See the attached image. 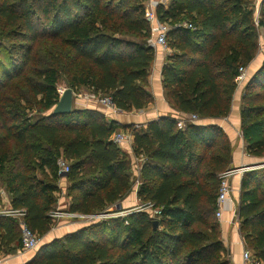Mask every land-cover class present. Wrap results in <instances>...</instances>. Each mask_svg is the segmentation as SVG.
Masks as SVG:
<instances>
[{"label":"trees","instance_id":"trees-1","mask_svg":"<svg viewBox=\"0 0 264 264\" xmlns=\"http://www.w3.org/2000/svg\"><path fill=\"white\" fill-rule=\"evenodd\" d=\"M146 1L0 0V184L38 237L57 222L60 159L69 165L70 212L104 211L132 188L131 160L113 140L121 124L96 109L45 112L59 102L62 80L73 91L111 96L120 112L154 100L148 84L157 51ZM260 10L257 23L253 0L156 4L160 21L189 25L168 33L173 53L162 68L165 97L186 115L185 126L165 116L124 128L144 158L138 196L162 210L159 226L137 209L43 243L26 264H232L216 217L232 144L219 125L190 117L231 112L240 68L259 49L264 1ZM240 116L247 153L264 157V59L245 85ZM238 215L247 248L264 263V168L243 174ZM21 248L19 220L0 216V254Z\"/></svg>","mask_w":264,"mask_h":264},{"label":"crops","instance_id":"crops-1","mask_svg":"<svg viewBox=\"0 0 264 264\" xmlns=\"http://www.w3.org/2000/svg\"><path fill=\"white\" fill-rule=\"evenodd\" d=\"M264 0H258L257 6H261ZM156 57L154 61V65L152 66V73L149 77L148 88L151 94L154 97V100L149 103V105L140 110H132L122 111L117 113H111L107 111V109L98 104L95 101H90L86 99L74 98L73 108L78 109H96L101 111L108 121H116L123 126L122 131L131 135V140L128 142H123L120 144V147L125 151L131 160V177L133 178V185L130 192L117 204H121V207H117L118 209H136L140 206L141 199L138 196V189L141 184V169L144 162L143 157H137L133 153V134L130 132L131 129L124 128L125 126H135V128H139L141 125L146 124L150 121L157 120L161 117L165 116H173L182 120L184 115L178 110L174 109L169 102L167 101L164 93L163 83H162V67L166 63V58L169 55V52H166L164 49L157 47L156 49ZM170 53H173L172 51ZM264 55V54H263ZM264 56L257 58L259 61L257 64H254L255 60L247 67L249 79L252 75L258 70L263 62ZM244 81L243 83L246 85L247 83ZM242 85V84H241ZM245 85H242L245 87ZM239 87V85H238ZM237 87V91H238ZM235 93L233 98V106L231 112L224 117L214 118L211 120H196L198 124H206L207 122H211L219 125L223 128L229 140L232 144V167H240L242 165H253V160L255 158L251 156H247V151L245 147V140L241 133V116H240V92ZM237 95V96H236ZM257 163V162H256ZM254 169V168H252ZM251 170V169H250ZM67 175H61L59 180L60 186V198L57 204V208L59 206H65L66 211H68L69 199L66 196L68 181ZM243 174H237L232 178L233 192L230 199L224 205V212L219 220L221 226V236L223 243L227 249V253L229 255V259L232 264H244L243 254L247 248L243 235L240 231V219L238 215V207L241 197V182H242ZM10 202V201H9ZM61 203V205H60ZM9 203L5 200V206ZM114 204V205H117ZM55 209V210H56ZM78 213V212H72ZM55 221L57 219L58 224L53 227L47 235L44 236L43 243L49 242L50 240L61 237L67 233L74 232L82 227H84L85 223L77 224L69 223L68 213L65 216L60 218H54ZM71 221V220H70ZM77 227V228H76ZM76 228V229H75ZM56 232V233H55ZM38 247L35 250L23 251L22 248L18 249L15 254L4 255L0 254V264H26L29 262L36 254ZM251 250V249H250Z\"/></svg>","mask_w":264,"mask_h":264},{"label":"built area","instance_id":"built-area-1","mask_svg":"<svg viewBox=\"0 0 264 264\" xmlns=\"http://www.w3.org/2000/svg\"><path fill=\"white\" fill-rule=\"evenodd\" d=\"M168 0H147L146 1V6H145V15L147 20L151 24V30H152V37L150 39V44L157 48V46H162L163 49L166 50V52L170 53L171 48L168 46V41H167V35L168 33L173 30L178 28L179 26H189L186 22L183 23H177V24H170L169 22H164L160 21L157 17L156 13V4L163 3L165 4ZM257 23H258V18L256 17ZM264 32V29L263 31ZM260 33V31H259ZM260 36V34H259ZM246 76V68L242 67L240 68V76L238 79L241 81L244 79ZM75 93V92H74ZM85 99L90 100V101H95L98 104L104 106L107 111L111 113H117L120 112V110L117 108L115 102L113 101L111 96L108 95H95L94 93H88V95L85 97ZM191 120H198L196 115H192L190 117ZM178 126L179 128H183L185 126V121L178 120ZM131 135L124 132V131H117L113 135V140L114 142L121 144L123 142H128L131 140ZM59 174H67L69 172V165L68 163L60 159L59 162ZM259 167V166H258ZM254 168L253 165L248 166V165H242L240 167H232L229 168L219 174V191H218V196H217V209H216V217L217 219H221L223 212H224V205L225 203L230 199L232 192H233V185H232V178L237 175V174H244L245 172L249 171L250 169ZM137 209H144L146 211H149L150 214L153 217H159L162 213V210L158 207L155 206L154 203L152 202H147L146 204H141ZM135 209H131L128 211H122L117 210L115 211L114 214H112V217H118V216H124L127 215L128 213L134 211ZM68 216H80L81 218H85L87 216H91L88 214H77V213H72V212H65L59 209H56L51 212V216L53 218H59L62 216L67 215ZM110 213H107L109 215ZM25 215H26V210L25 209H13V208H8V209H3L0 211V216H13L17 218L20 222L21 229H22V250L23 251H30V250H35L38 245H39V237L38 235L27 225L25 221ZM101 214H97L93 217H99ZM243 260L244 264H264L261 260L257 259L253 252L250 249H246L243 254Z\"/></svg>","mask_w":264,"mask_h":264},{"label":"rangeland","instance_id":"rangeland-1","mask_svg":"<svg viewBox=\"0 0 264 264\" xmlns=\"http://www.w3.org/2000/svg\"><path fill=\"white\" fill-rule=\"evenodd\" d=\"M158 1V0H157ZM253 4H254V12H255V17H257V18H259L260 17V12H261V10H260V6L258 7L257 6V4H258V0H253ZM145 6H146V2H145ZM255 21H256V19H255ZM259 31H260V36H259V49H258V52H257V54H256V58L254 59L255 61V63L254 64H257L259 61L257 60V58H260L261 56H264L263 54H264V32H262L263 31V28L262 27H260L259 26ZM7 43V42H6ZM8 45H10V43H7ZM157 47H160V48H162L163 49V47L162 46H157ZM157 49V48H156ZM165 50V49H164ZM166 51V50H165ZM172 51V49L170 50V52ZM168 57V56H167ZM155 61V60H154ZM153 65H154V62H153ZM152 65V66H153ZM164 66V65H163ZM250 66V65H249ZM248 67V66H247ZM247 67H245L246 68V76H245V78L244 79H242L241 81L239 80V87H238V91H237V89H236V91H237V93L238 92H240V99L242 100V95H243V93H244V88L245 87H243L242 85H245L243 82L244 81H246V79L248 80L249 79V73H248V70H247ZM163 68V67H162ZM151 73H152V68H151ZM242 84V85H241ZM70 86H68V84H67V82L66 81H64V80H62L60 83H59V85H58V89H59V92H60V94H62L63 92H64V90L66 89V88H69ZM75 91V96H74V98H83V99H85V97L88 95V93H90L89 91H87L86 90V88H84V87H82V88H80V89H78V90H74ZM236 93V92H235ZM235 95V94H234ZM237 96V95H236ZM87 100V99H86ZM240 108H241V104H240ZM52 112V110H50V111H47V112H45L46 114H49V113H51ZM32 114H34L33 116L34 117H37L38 116V113L37 112H34V113H32ZM251 156L249 153H247V156ZM252 157V156H251ZM253 158H255V157H253ZM253 167H254V169H257V168H264V157H262V158H258V157H256L253 161ZM257 162V163H256ZM259 166V167H258ZM0 190H1V196H2V204H1V207H0V211L1 210H3V209H8V208H11V205H10V202H9V196L7 195V193L4 191V189H2V187H1V184H0ZM5 200L9 203L7 206H5L4 204H5ZM143 201H140V205L141 204H146V203H142ZM60 205H61V203H60ZM121 205V204H120ZM119 206V204H117V205H110L107 209H105L104 211H100V212H98V213H93V214H88V215H91V216H87V217H85V218H81L80 216H69V223L71 222V223H76L77 222V224H79V223H81V224H83V223H85V224H91V223H95V222H99L100 220H103V219H106V218H110V217H112V214H114L115 213V211H117V210H121L120 212H122V211H128L129 212V210H131L130 208L128 209H118L117 207ZM66 207L65 206H59V208H57V209H59V210H62V211H66V209H65ZM135 210H137V208L135 209ZM107 213H110L109 215H107ZM77 214H80V213H77ZM97 214H101L99 217H93V216H95V215H97ZM60 218V217H59ZM155 219H156V217H154ZM57 220H59V219H57ZM56 220V221H57ZM71 220V221H70ZM58 224V222H56V225ZM77 228V227H76ZM75 228V229H76ZM56 233V232H55ZM39 240H40V242H39V245H38V247L42 244V242L45 240L44 239V237H39Z\"/></svg>","mask_w":264,"mask_h":264},{"label":"water","instance_id":"water-1","mask_svg":"<svg viewBox=\"0 0 264 264\" xmlns=\"http://www.w3.org/2000/svg\"><path fill=\"white\" fill-rule=\"evenodd\" d=\"M74 96L75 93L72 88H66L64 92L61 94L59 102L55 105L52 110L53 114H65L70 113L73 110L74 104ZM67 175V174H63ZM118 207H121L119 204ZM154 227L157 228L159 226V220H153Z\"/></svg>","mask_w":264,"mask_h":264}]
</instances>
